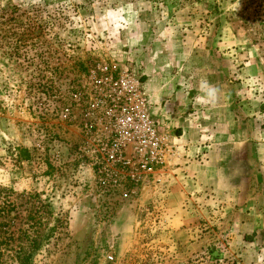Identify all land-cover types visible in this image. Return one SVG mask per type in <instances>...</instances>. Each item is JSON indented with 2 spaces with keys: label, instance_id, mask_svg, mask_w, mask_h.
<instances>
[{
  "label": "rangeland",
  "instance_id": "374dc122",
  "mask_svg": "<svg viewBox=\"0 0 264 264\" xmlns=\"http://www.w3.org/2000/svg\"><path fill=\"white\" fill-rule=\"evenodd\" d=\"M0 229V264H264V0H0Z\"/></svg>",
  "mask_w": 264,
  "mask_h": 264
},
{
  "label": "built area",
  "instance_id": "2783aa9c",
  "mask_svg": "<svg viewBox=\"0 0 264 264\" xmlns=\"http://www.w3.org/2000/svg\"><path fill=\"white\" fill-rule=\"evenodd\" d=\"M114 86H117V90H120L115 92L112 99L114 102L126 96V102L122 106V110H120L123 112L115 117L117 126L122 130L119 141L123 144L138 142L144 149V147H147V136L149 138L152 137L150 128L147 125L149 122L147 114L140 104H136L134 107L128 106L134 102H142V97L138 92H135L137 90L135 83L126 76L122 75L118 81L114 82ZM114 150H118L121 153V147H115Z\"/></svg>",
  "mask_w": 264,
  "mask_h": 264
},
{
  "label": "crops",
  "instance_id": "0c3cea01",
  "mask_svg": "<svg viewBox=\"0 0 264 264\" xmlns=\"http://www.w3.org/2000/svg\"><path fill=\"white\" fill-rule=\"evenodd\" d=\"M148 91L150 92V98H151V100H153L154 102H158L159 100H161L160 98H165L164 96H165V94L163 95V96H158V94H155L153 91H155V90H153L152 88H151V86H150V88H149V86H148ZM178 92H177V94H175V96L173 97V95H170V103L169 104H174L175 102H174V100L177 98V97H180V93L182 92V89H179V90H177ZM181 91V92H180ZM182 95L184 96V97H181L183 100H185V102H186V104H187V102L188 103H190V101L192 100L191 98L189 99L185 94H183L182 93Z\"/></svg>",
  "mask_w": 264,
  "mask_h": 264
},
{
  "label": "trees",
  "instance_id": "16d2710c",
  "mask_svg": "<svg viewBox=\"0 0 264 264\" xmlns=\"http://www.w3.org/2000/svg\"><path fill=\"white\" fill-rule=\"evenodd\" d=\"M31 9H33V8H31ZM37 12H39V10L38 9H35ZM38 15V14H37ZM36 15V16H37ZM42 17L40 16V19H41ZM30 21V20H29ZM28 21V23H30ZM29 27H30V25H28ZM30 32V31H29ZM29 32H24V33H22L21 34V36H23V35H27V34H29ZM3 227H7V225H5V224H1ZM6 239H12V232L11 231H2L1 229H0V245L3 243V241L4 240H6ZM19 253V252H18ZM17 253V254H18ZM16 254V255H17ZM3 255V251H1V248H0V257ZM26 258H28V257H26ZM1 262V261H0Z\"/></svg>",
  "mask_w": 264,
  "mask_h": 264
}]
</instances>
